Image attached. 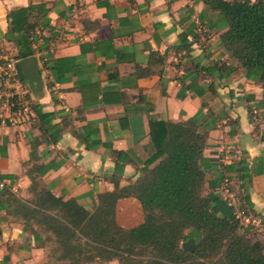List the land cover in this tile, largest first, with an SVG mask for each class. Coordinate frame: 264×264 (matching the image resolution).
Wrapping results in <instances>:
<instances>
[{"label": "crops", "instance_id": "1", "mask_svg": "<svg viewBox=\"0 0 264 264\" xmlns=\"http://www.w3.org/2000/svg\"><path fill=\"white\" fill-rule=\"evenodd\" d=\"M31 4L41 84L34 94L26 81V100L54 113L61 133L53 141L33 111L0 98V264H67L46 233L13 212L9 196L30 200L34 176L41 188L92 211L98 194L114 190L112 177L123 187L140 176L155 151L153 120L195 121L206 135L205 195L223 212L224 185L234 181L248 211L243 219L264 242V88L225 49L219 13L203 0H0V43L13 55L7 14ZM115 151L129 159L119 177ZM116 217L130 227L143 211L124 197ZM100 263L112 261L91 264Z\"/></svg>", "mask_w": 264, "mask_h": 264}, {"label": "trees", "instance_id": "2", "mask_svg": "<svg viewBox=\"0 0 264 264\" xmlns=\"http://www.w3.org/2000/svg\"><path fill=\"white\" fill-rule=\"evenodd\" d=\"M203 1L225 21L227 30L221 34L225 49L244 75L264 88V0ZM35 7H18L7 14L5 38L17 49L14 61L34 53L31 44L37 24L30 21V14ZM24 97L30 100V90ZM12 99L17 103L15 96ZM29 108L41 130L56 141L61 129L52 123L54 113L44 112L36 103H29ZM150 134L155 151L142 163L140 176L123 187L112 177L114 190L98 194L92 211L74 198L55 196L30 176L33 196L25 201L10 194L13 212L46 233L47 241L53 243L51 251L67 264L113 260L118 264H264V242L247 236L231 208L222 212L223 204L216 206L217 199L202 193L205 132L191 118L153 120ZM114 154L118 159L114 172L119 177L129 159L123 151ZM129 196L140 204L143 219L124 227L117 220L116 205L118 199ZM188 240L191 246L186 245Z\"/></svg>", "mask_w": 264, "mask_h": 264}, {"label": "rangeland", "instance_id": "3", "mask_svg": "<svg viewBox=\"0 0 264 264\" xmlns=\"http://www.w3.org/2000/svg\"><path fill=\"white\" fill-rule=\"evenodd\" d=\"M7 47V45L0 43V94H26L27 90H29L28 86L21 83L19 77L16 74V71L13 70L12 63H14L15 61L12 57L13 54H11V51ZM15 105L17 104L15 103ZM235 186L236 184L234 181H229L224 185V189L227 192L225 195H222L223 201L224 203H227L228 208H231L233 210L236 218L239 220L240 225H242V227L247 230V236H253L256 239L261 240L262 234L258 232L255 227L251 226L243 219V216H245L246 213L248 214V211L241 203V195L236 192ZM202 193L205 195L204 189L202 190ZM118 220L122 222L126 221L125 214L124 212H122V210H120ZM137 221L129 220V222H126V224L128 223L129 226H133L137 223ZM52 246L53 243L51 247ZM110 264H118V262L116 260H113Z\"/></svg>", "mask_w": 264, "mask_h": 264}, {"label": "water", "instance_id": "4", "mask_svg": "<svg viewBox=\"0 0 264 264\" xmlns=\"http://www.w3.org/2000/svg\"><path fill=\"white\" fill-rule=\"evenodd\" d=\"M15 67L21 72L24 79L31 84V91L35 94L41 84L38 58L35 55L25 57L15 62Z\"/></svg>", "mask_w": 264, "mask_h": 264}, {"label": "built area", "instance_id": "5", "mask_svg": "<svg viewBox=\"0 0 264 264\" xmlns=\"http://www.w3.org/2000/svg\"><path fill=\"white\" fill-rule=\"evenodd\" d=\"M60 33L57 35L56 39L58 40L60 38ZM53 50L54 48L52 47H49V50L48 52L49 53H53ZM12 68L14 71L15 70V62L12 63ZM2 96L4 97H7L9 98L10 100H12L13 102V99L14 96L16 97V101H17V104L19 105L20 107V110H23V111H26V112H32L31 109L29 108V103L27 102V100L24 98L25 94L23 96H19V94H0V98H2ZM15 104V103H14ZM4 182L2 180H0V187H4Z\"/></svg>", "mask_w": 264, "mask_h": 264}, {"label": "clouds", "instance_id": "6", "mask_svg": "<svg viewBox=\"0 0 264 264\" xmlns=\"http://www.w3.org/2000/svg\"><path fill=\"white\" fill-rule=\"evenodd\" d=\"M21 2H24V3H26V0H21Z\"/></svg>", "mask_w": 264, "mask_h": 264}]
</instances>
